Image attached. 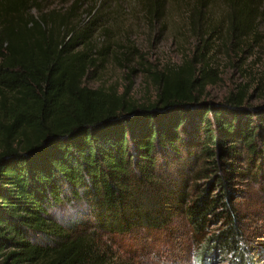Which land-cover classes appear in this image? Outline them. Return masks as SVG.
Instances as JSON below:
<instances>
[{
	"label": "trees",
	"instance_id": "1",
	"mask_svg": "<svg viewBox=\"0 0 264 264\" xmlns=\"http://www.w3.org/2000/svg\"><path fill=\"white\" fill-rule=\"evenodd\" d=\"M44 1L0 0V264H106L101 236L157 232L175 215L198 239L197 264L215 253L248 264L231 178L264 173V105L246 102L244 82L201 98L218 79L202 48L145 68L150 101L88 88L92 53L105 56L90 33L106 0L79 11L81 0ZM139 1L149 23L163 18L164 0ZM211 1L180 0L182 27L215 31ZM220 1L231 39L260 35L264 0Z\"/></svg>",
	"mask_w": 264,
	"mask_h": 264
},
{
	"label": "rangeland",
	"instance_id": "2",
	"mask_svg": "<svg viewBox=\"0 0 264 264\" xmlns=\"http://www.w3.org/2000/svg\"><path fill=\"white\" fill-rule=\"evenodd\" d=\"M70 2L47 0L43 5L63 9ZM89 5L90 0H81L77 11ZM182 5L180 0H164L163 18L149 23L142 15L139 0H106L99 6L101 15L90 33L94 49L104 50L105 56L101 58L98 53H92L95 66L89 69L82 83L92 89L111 86L118 93L127 90V95L138 102L150 101L154 99L156 87L145 68L153 70L178 64L183 56L191 57L202 48L218 79L205 86L201 98L218 102L244 82L249 89L246 102L252 106L264 105L263 26H257L258 37H248L247 41L231 39L224 21L218 20L223 5L220 0H212L208 8L211 19L218 24L216 30L211 33L207 30L204 34L186 30L181 25L185 24ZM30 11L36 12L34 8ZM86 16L85 11H80V18L87 19ZM103 28L107 31L103 32ZM231 185L243 220V243L246 248L254 247L246 252L248 264H264V248H257L258 242L264 240V173L256 180L236 175L231 178ZM99 239L106 264L199 263L195 260L200 249L198 239L181 215H175L165 229L157 232L140 231ZM233 258L227 253H215L204 264H234Z\"/></svg>",
	"mask_w": 264,
	"mask_h": 264
}]
</instances>
